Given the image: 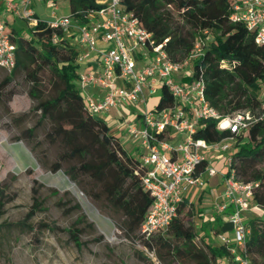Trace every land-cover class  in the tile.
I'll list each match as a JSON object with an SVG mask.
<instances>
[{"label": "trees", "instance_id": "1", "mask_svg": "<svg viewBox=\"0 0 264 264\" xmlns=\"http://www.w3.org/2000/svg\"><path fill=\"white\" fill-rule=\"evenodd\" d=\"M65 1L68 14L77 21H85L99 8L95 0ZM120 4L138 18L156 44L164 43L163 49L171 60H183L199 42L200 53L190 64V80L201 81L205 101L221 116L240 110L252 116L247 127L237 134L218 131L214 119L201 120L193 138L208 144L233 138L226 174L233 172L235 180L256 184L252 204L264 208V168L260 166L264 163V116L261 115L264 44H257L254 33L242 22L230 20L232 0H120ZM9 34L15 44V65L0 82V96L15 73L21 72L29 82L28 96L39 112L35 125L26 129L25 134H32L38 125L47 121L45 140L61 148L52 170L62 169L100 208L120 214L123 217L120 228L125 235L154 250L158 264H238L227 246L204 240L186 222L193 204L185 198L178 204L176 216L165 232L147 239L138 234L151 205V197L140 183V160L126 152L101 117L85 109L76 85L77 47L40 18L25 31L12 27ZM53 35L57 38L53 39ZM14 94V90H9L6 101ZM171 102L167 91L161 89L156 107L162 108ZM206 165L207 160L202 161L198 171H203ZM185 207L187 214L183 211ZM38 209L40 202L34 197L25 221L15 225L32 230L26 221ZM196 215L201 221L204 219L202 209L197 208ZM213 219L216 221L212 227L214 233L230 231L227 222L218 221V217ZM245 224L249 234L244 242V257L249 264H264V217L249 218ZM204 228L201 226L200 230ZM64 231L80 246L79 228Z\"/></svg>", "mask_w": 264, "mask_h": 264}, {"label": "built area", "instance_id": "2", "mask_svg": "<svg viewBox=\"0 0 264 264\" xmlns=\"http://www.w3.org/2000/svg\"><path fill=\"white\" fill-rule=\"evenodd\" d=\"M31 0L7 2L12 10L21 9L22 18L32 27L37 24L29 4ZM54 8L53 0H46ZM99 8L85 21H77L69 14L56 15L52 10L45 24L67 36L77 47V88L88 113L98 117L111 108H118L124 135L137 143L142 172L140 183L150 195L151 205L146 212L138 234L147 239L167 230L176 216L177 206L190 188H203L202 173L212 176L217 170L207 164L203 150L225 152L233 138L208 144L193 138L199 121L214 119L218 131L237 134L251 121L248 111L240 110L221 116L208 105L199 80H190V64L200 53V44L183 60H171L162 44H156L150 32L138 18L122 8L120 0H95ZM230 20L242 22L255 35L257 44H264V0H232ZM53 35V39H56ZM15 44L0 17V68L11 72L15 65ZM165 89L171 104L162 108L149 107L148 101L160 96ZM142 104L143 107H139ZM125 105L137 106V114L125 111ZM264 116V102L261 103ZM182 135L183 139L177 140ZM222 142L224 144L219 145ZM230 158H227V165ZM227 168V167H226ZM221 201L215 211L230 225V231L216 233L218 243L228 247L233 261L249 264L244 257V242L249 229L243 221L244 212L252 205V190L256 185L235 180L233 172L221 176ZM155 264L154 250L140 245Z\"/></svg>", "mask_w": 264, "mask_h": 264}, {"label": "rangeland", "instance_id": "3", "mask_svg": "<svg viewBox=\"0 0 264 264\" xmlns=\"http://www.w3.org/2000/svg\"><path fill=\"white\" fill-rule=\"evenodd\" d=\"M37 11H40L39 7ZM47 13L45 10L42 15L48 17ZM55 13L65 15L66 10L60 8ZM7 75L0 68V82ZM28 89L29 82L18 71L2 90L4 95L0 96V264H155L142 251L138 239L126 236L120 228L123 219L120 214L100 208L80 186L68 179L62 169L52 170L61 148L45 140L49 123L43 121L32 134H25L39 116ZM9 90L16 94L6 101L5 94ZM158 99V96L152 98L149 107H153ZM110 131L122 138L118 129ZM230 143L231 147L225 152L204 151L214 168L218 162L222 164L212 178L221 180L234 141ZM125 149L139 158V149L135 150L133 145L126 143ZM260 166L264 168V163ZM216 193L212 187L210 193L201 191L200 196L205 197L201 200L203 204H209ZM197 196L190 215H186V222L193 226L198 225L196 209L203 206L202 202H196ZM34 197L40 202V209L26 221L32 230L15 225L25 221ZM183 211L187 214V207ZM253 217H264V208L252 204L243 215V221L246 223ZM72 227L81 230L80 246L64 231Z\"/></svg>", "mask_w": 264, "mask_h": 264}, {"label": "crops", "instance_id": "4", "mask_svg": "<svg viewBox=\"0 0 264 264\" xmlns=\"http://www.w3.org/2000/svg\"><path fill=\"white\" fill-rule=\"evenodd\" d=\"M16 1L17 0H0V17H2L4 19V21L6 23V31L8 33L10 32V29L12 27H14L16 30H23V31H25L26 29H29L31 27L27 23V21L24 18H22L21 9L14 11V10L6 7L7 2H16ZM53 1L55 2V5H56L54 8L49 7L46 0H31L29 7L33 11L34 16L38 17L40 19H46L47 18V16L42 15L45 12V10H48L47 15H49V13L52 10L55 11L57 9L62 8L64 10H66L65 14H68L69 8H68V5H67L65 0L60 1V2L57 0H53ZM37 7H39V9H40L39 12L37 11ZM7 16L9 17V20H7ZM151 100L152 99H150L148 101V104H147L148 106H149V102ZM124 108H125V111H127L131 114L132 113L137 114V112H138L137 106H134V105H125ZM135 108H136V110H134ZM119 114H120V110L118 108H111L110 110H108V112L102 114L101 118L108 124L110 129L116 128L119 130L120 136L122 138L121 139L119 137H117V138L120 140L121 145L123 146L124 149H125L126 143L133 145L135 150L138 149L137 143L133 140H129L124 135V132L122 130V124L120 123V120L118 118ZM115 136H116V134H115ZM122 139H123V141H122ZM179 139H183V136L182 135L177 136V140H179ZM204 151H206V150H203L202 153L204 154V156L207 160V164L212 166V162L205 155ZM126 152L129 155H131L127 150H126ZM221 167H222L221 162H218L216 164L215 169L217 171H219L221 169ZM214 175L208 176L206 173H202L201 176L205 181V186L203 188H196V187L190 188L184 198L187 199L188 203L191 202L193 204L194 203L193 201H194V198L196 197V195H198L197 198L195 199L196 202H202L201 200H203L205 198V197L202 198L200 196L201 191L206 190L208 193H210V187H212L213 191L217 192L216 195L211 198V201L209 204L204 205L202 202V205H203L202 206V214H203L204 219L201 221L197 217L198 225L197 226L195 225L194 227H195V230H196L198 236H202L204 238V240H206L208 242H211L213 244H218V241H217L216 236H215L216 233H214L212 227L215 226V222H216L213 219L214 217H218V219H219L218 221L221 220L220 222L223 221L222 216L220 214H218L214 208L215 203L221 201L220 194L222 191L223 184H222V179L219 180L217 178H212ZM246 212H244V214H246ZM223 222H225V221H223ZM204 225L206 226V228H204ZM201 226L204 228L203 230H200Z\"/></svg>", "mask_w": 264, "mask_h": 264}, {"label": "water", "instance_id": "5", "mask_svg": "<svg viewBox=\"0 0 264 264\" xmlns=\"http://www.w3.org/2000/svg\"><path fill=\"white\" fill-rule=\"evenodd\" d=\"M157 104V103H156ZM157 106V105H156ZM73 184V183H72Z\"/></svg>", "mask_w": 264, "mask_h": 264}]
</instances>
